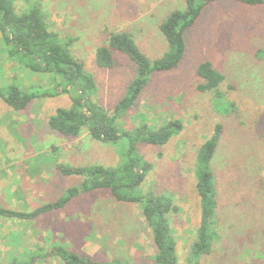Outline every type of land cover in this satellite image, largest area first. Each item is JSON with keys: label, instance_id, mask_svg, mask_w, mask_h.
I'll return each instance as SVG.
<instances>
[{"label": "rangeland", "instance_id": "rangeland-1", "mask_svg": "<svg viewBox=\"0 0 264 264\" xmlns=\"http://www.w3.org/2000/svg\"><path fill=\"white\" fill-rule=\"evenodd\" d=\"M15 6L20 14L39 7L52 31L77 39L71 52L95 78L96 101L112 111L127 95L138 67L114 52L113 68L101 69L96 63L98 49L107 46L112 33L131 32L149 60L162 58L170 46L160 25L172 12L185 10L186 2L19 0ZM185 43L180 65L153 73L135 105L115 121L120 133L130 136L116 144L93 140L87 129L71 138L49 127L48 119L59 108L71 106L68 95L40 97L20 111L0 99V207L29 212L60 200L85 178L62 175L57 164L121 167L136 128H158L178 120L183 130L166 145L137 146L139 155L153 165L139 191L166 195L179 208L170 219L179 262L188 264L201 220L197 156L221 124L222 137L210 164L219 202L213 223L216 238L212 253L199 264H264V4L210 3L186 31ZM10 50L0 34V92L11 85L26 93L54 92V72L35 70L34 60ZM203 62L225 76L223 96L200 89L196 71ZM122 194L132 196L126 190ZM58 246L93 261L119 258L154 264L152 231L139 206L117 202L107 189L82 193L63 209L33 220L0 218V264H23ZM31 264L63 263L50 255Z\"/></svg>", "mask_w": 264, "mask_h": 264}, {"label": "trees", "instance_id": "trees-1", "mask_svg": "<svg viewBox=\"0 0 264 264\" xmlns=\"http://www.w3.org/2000/svg\"><path fill=\"white\" fill-rule=\"evenodd\" d=\"M19 0H0V34L10 54L20 58L34 60L35 70L54 72L57 86L54 92L43 94L26 93L16 85L0 92V99L16 111L26 110L29 104L40 97L68 95L72 104L68 108H59L48 119L49 127L63 136L77 138L87 129L91 138L98 142L116 144L124 137H130L121 131L115 121L124 116L138 101L148 86L151 76L156 72H167L177 68L186 56V31L193 27L201 17L203 10L218 0H185L186 9L172 12L160 25V31L167 40L170 49L158 60L151 61L138 46L131 32H117L109 36L107 46L96 53V63L101 69H112L114 52L126 55L138 67V76L129 85L127 95L114 107L106 111L97 101L98 86L95 78L86 73L85 65L76 59L71 47L75 38H62L52 31L48 17L39 7L18 13L15 3ZM248 6L264 4V0H237ZM201 80L200 89L212 92L216 97L223 96L220 87L225 76L210 62L201 63L196 71ZM220 93V94H219ZM183 130L181 121H169L158 128L148 125L136 128L134 138L130 140V150L126 163L121 167L93 165L91 167H73L57 164L56 169L62 175L84 177L79 187H73L67 196L54 202L45 203L33 211H15L0 207V218L33 220L43 214L63 209L70 201L82 193L97 190H110L117 202L134 203L139 206L142 216L152 231L155 246L152 260L154 264H180L177 254V242L172 229L171 214L179 208L166 195L151 193L142 195L139 191L153 165L137 152L140 143L164 146ZM223 132V126L217 124L213 136L204 143L197 156V191L201 203V220L197 229V239L190 247L188 264H199V260L212 253L216 233L213 223L219 208L216 176L210 164L215 156ZM56 150V148H53ZM128 191L132 196L122 194ZM42 253V252H41ZM40 253V254H41ZM56 257L63 264H131L128 260L114 258L109 262L93 261L90 257L75 254L67 248L53 247L49 253L37 258ZM35 256L26 262L31 264ZM16 263V262H15ZM23 263V264H26Z\"/></svg>", "mask_w": 264, "mask_h": 264}]
</instances>
